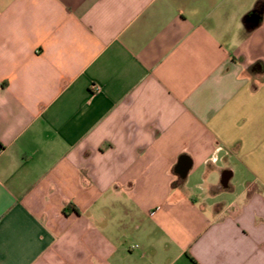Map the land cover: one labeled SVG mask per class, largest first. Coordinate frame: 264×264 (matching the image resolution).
<instances>
[{"label":"crops","instance_id":"crops-1","mask_svg":"<svg viewBox=\"0 0 264 264\" xmlns=\"http://www.w3.org/2000/svg\"><path fill=\"white\" fill-rule=\"evenodd\" d=\"M0 264H264V0H0Z\"/></svg>","mask_w":264,"mask_h":264},{"label":"water","instance_id":"water-1","mask_svg":"<svg viewBox=\"0 0 264 264\" xmlns=\"http://www.w3.org/2000/svg\"><path fill=\"white\" fill-rule=\"evenodd\" d=\"M191 163L188 161V159L184 158L180 161L179 165H178V171L181 174H186L188 172V170L190 169ZM232 173L225 171L222 175V180H221V184L224 188H228L229 187V182L231 179Z\"/></svg>","mask_w":264,"mask_h":264},{"label":"rangeland","instance_id":"rangeland-1","mask_svg":"<svg viewBox=\"0 0 264 264\" xmlns=\"http://www.w3.org/2000/svg\"><path fill=\"white\" fill-rule=\"evenodd\" d=\"M220 180V179H219Z\"/></svg>","mask_w":264,"mask_h":264}]
</instances>
